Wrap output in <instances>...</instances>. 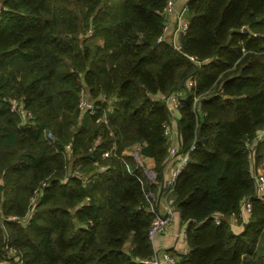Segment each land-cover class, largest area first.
Returning <instances> with one entry per match:
<instances>
[{"label": "trees", "instance_id": "16d2710c", "mask_svg": "<svg viewBox=\"0 0 264 264\" xmlns=\"http://www.w3.org/2000/svg\"><path fill=\"white\" fill-rule=\"evenodd\" d=\"M167 1L1 0L0 264H152L161 196L185 223L176 264H262L264 199L228 218L264 156V0H188L181 50L159 39ZM164 123L173 161L194 145L171 190Z\"/></svg>", "mask_w": 264, "mask_h": 264}, {"label": "built area", "instance_id": "2783aa9c", "mask_svg": "<svg viewBox=\"0 0 264 264\" xmlns=\"http://www.w3.org/2000/svg\"><path fill=\"white\" fill-rule=\"evenodd\" d=\"M174 0H168L166 5L163 8V12L166 14L172 10ZM2 5H0V11H1ZM185 6L176 12V32L178 34V39H175L174 37L168 38L164 36V32L168 27V24L164 25V32L163 35L159 37V39H166L168 40L171 45L176 48L177 50H181V43H180V36L187 28V21L185 19ZM91 32V31H89ZM190 59H194V57L189 56ZM190 83V82H189ZM180 96V93L177 92L169 97V103H170V111H171V118L174 119V110L177 108L178 104V97ZM78 107L80 110V114H83L84 112L92 113L94 111L95 105L93 101L89 100L86 95L84 94L83 90L81 92ZM10 109L17 112L21 116L22 123L26 122L31 117V112L24 108V106L21 104V102L17 99H12L10 102ZM174 121V120H173ZM173 125L170 123H164V133L166 136L170 137L173 134ZM264 139V130L259 132L257 134V140H263ZM246 145L249 146V149L251 150V153H254V148L251 147L249 142H246ZM69 144L66 145V148L68 149ZM194 149V145H191L190 148L184 152L178 160L173 161L175 158V154L177 151V145L171 146L169 148V161H172V170L170 175L167 178H164V186L168 187L169 190H171L175 179L177 175L181 172V170L185 167L189 160V152ZM138 147H134L132 150L133 155L137 159V161L141 164L142 159L138 155ZM249 153V156L250 154ZM104 155H108V152H106ZM142 165V164H141ZM104 169V167H101ZM151 176V178H154V174L152 171L148 172ZM253 177L255 180V192L253 196H247L241 200L240 208L238 214H232L228 218V224L233 229L235 228L236 223L238 222H246L248 221L251 209H252V201L251 199L256 198L263 200L264 199V165L260 169L255 170L253 173ZM85 182H88L87 178H84ZM31 203L34 204V198H31ZM164 212H160L159 209L156 212V216L151 222L149 229H148V238L152 241H154V238L157 235L164 234L170 230V228L173 225V218L175 214V210L172 206V203L170 200L166 199L164 197ZM33 210V206L31 208V211ZM151 211H154V209H150ZM13 219H15V216H12ZM216 222H219V218L215 219ZM178 235L185 240V223L181 224V227L179 229ZM155 255L152 259V264H176V259L174 256H172L167 250L164 249H154Z\"/></svg>", "mask_w": 264, "mask_h": 264}, {"label": "crops", "instance_id": "0c3cea01", "mask_svg": "<svg viewBox=\"0 0 264 264\" xmlns=\"http://www.w3.org/2000/svg\"><path fill=\"white\" fill-rule=\"evenodd\" d=\"M188 0H174L173 2V7L172 10L170 12L167 13V24L168 27L164 32V36L168 37V38H172L174 37L175 39H178V34L176 32V12H178L179 10H181L186 2ZM101 40H99L100 42ZM174 126V125H173ZM173 128V127H172ZM171 144L172 146L177 145V135H176V129L174 126V130H173V134L171 136ZM130 149H126L125 152L126 153H130ZM142 160L148 165V167L152 168L154 166V162L153 159L150 157H143ZM263 161H264V156H263ZM172 170V161H169L167 164V169L165 172V178H167ZM164 197H160V201L157 204L158 205V209L160 212H164ZM173 225L170 228V230L164 234H160L157 235L154 238L153 241V247L154 249H170L172 253H181V254H185L188 251V247L186 244V241L183 240L179 235V229L181 227V220L179 217V214L177 212H175L174 214V218H173ZM245 222H238L235 225V228H233V230H240L243 226ZM263 244V243H262ZM264 262V257L262 259V264Z\"/></svg>", "mask_w": 264, "mask_h": 264}, {"label": "rangeland", "instance_id": "374dc122", "mask_svg": "<svg viewBox=\"0 0 264 264\" xmlns=\"http://www.w3.org/2000/svg\"><path fill=\"white\" fill-rule=\"evenodd\" d=\"M0 5H1V0H0ZM173 127V130H174V126H172ZM130 152H132V150L130 151ZM141 164L143 165V168H144V170L146 171V173H147V175H148V177L151 179V180H155V178H151V176H150V174L148 173L149 171H151V169L153 168H150V167H148V165L142 160L141 161ZM262 165H264V161H262L258 166H257V169H260L261 167H262ZM165 250V249H164Z\"/></svg>", "mask_w": 264, "mask_h": 264}, {"label": "water", "instance_id": "95a60500", "mask_svg": "<svg viewBox=\"0 0 264 264\" xmlns=\"http://www.w3.org/2000/svg\"><path fill=\"white\" fill-rule=\"evenodd\" d=\"M182 41H183L182 36H180V42H182ZM263 264H264V262H263Z\"/></svg>", "mask_w": 264, "mask_h": 264}]
</instances>
